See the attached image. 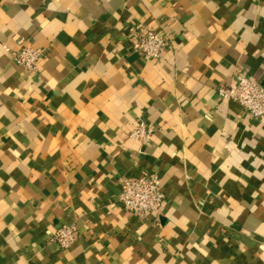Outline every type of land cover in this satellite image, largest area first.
<instances>
[{
  "label": "crops",
  "instance_id": "crops-1",
  "mask_svg": "<svg viewBox=\"0 0 264 264\" xmlns=\"http://www.w3.org/2000/svg\"><path fill=\"white\" fill-rule=\"evenodd\" d=\"M239 74L264 85V0H0V264H264V118L218 93ZM143 174L165 200L140 218L119 195Z\"/></svg>",
  "mask_w": 264,
  "mask_h": 264
},
{
  "label": "built area",
  "instance_id": "built-area-1",
  "mask_svg": "<svg viewBox=\"0 0 264 264\" xmlns=\"http://www.w3.org/2000/svg\"><path fill=\"white\" fill-rule=\"evenodd\" d=\"M127 36L131 48L140 52L148 61L159 59L169 45L166 35L148 30L142 24L131 25ZM18 46L16 63L36 72L38 62L44 55L43 50L29 46L23 40L18 41ZM218 93L223 100L239 103L250 116L264 118V85L259 80L239 74L234 84L221 86ZM152 132V128L140 121L132 136L147 142ZM119 200L127 210L140 218L150 213L160 214L165 200L160 177L147 174L122 177ZM76 240L75 229L67 225L58 227L52 236V241L64 249L70 248Z\"/></svg>",
  "mask_w": 264,
  "mask_h": 264
}]
</instances>
